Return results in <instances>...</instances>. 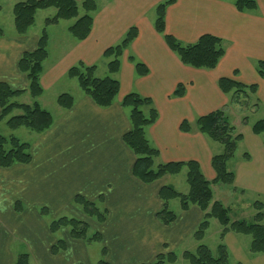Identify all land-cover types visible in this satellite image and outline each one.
<instances>
[{"label": "crops", "instance_id": "crops-1", "mask_svg": "<svg viewBox=\"0 0 264 264\" xmlns=\"http://www.w3.org/2000/svg\"><path fill=\"white\" fill-rule=\"evenodd\" d=\"M94 1L97 9L88 37L79 42L71 36H61L62 47L45 65L50 59L51 45L59 38L53 31L56 25L47 28L48 58L40 76L42 96L60 84L67 70L78 62L96 65L97 71L102 64L106 75L104 50L119 43L129 28L136 27L138 35L124 51L120 71L115 76L120 83L119 93L105 109L96 106L82 91L72 94L73 107L67 111L59 108L56 115L50 112L51 127L36 134L30 143L31 162L0 168V264L13 263L14 240L24 244L36 257L37 264H91L86 245L70 239L65 229L58 237L65 240L66 250L55 256L50 254L57 237L49 232L38 207L47 208L53 219L66 213L100 233L109 264H147L160 253L179 250L182 255L184 251L191 252V247L193 251L196 249L198 243L184 244L203 216L196 207L181 211L179 205V210L173 209L177 219L168 226L156 218L162 207L158 191L163 185H170L182 194L188 192V186L182 191L174 186V178L179 174L149 185L132 175L135 157L122 140L130 130L128 112L120 106L122 98L132 92L150 98L158 112L156 122L146 129L147 140L159 152L155 164L196 161L208 181L215 177L211 158L221 152V147L195 128L184 133L179 126L183 121L194 125L200 116L226 110L230 124L242 134L243 140L235 157L228 162L234 183L228 189L213 185V201L229 209L232 222L244 220L248 210L254 216L255 202L264 205V144L262 137L251 130L255 122L264 120V79L255 68L257 61L264 60V0H256V10L245 13L235 9V0H177L167 7L165 33L181 44H193L205 34L223 40L225 54L212 70L183 65L154 30L155 8L162 0ZM41 31L30 28L25 36L19 37L14 32L0 38V82L16 90L26 89L27 81L18 71L17 61L23 52L35 49ZM130 57L147 67L146 76H136ZM223 77L257 85L254 96L240 99L241 103H247L248 113L242 112L239 105L230 104V98L219 90L217 81ZM179 84L185 86L184 96L172 97ZM244 118H247L245 125ZM245 153L249 160L243 159ZM228 194L234 197L230 199ZM77 195L89 201L102 197L101 206L108 211L106 221L97 224L73 206ZM244 196L248 199H242ZM15 202L24 206L21 213L14 211ZM218 226L214 237L216 248L222 230ZM209 229L210 226L201 243ZM223 243L231 264H264V254H250L249 236L229 232Z\"/></svg>", "mask_w": 264, "mask_h": 264}, {"label": "trees", "instance_id": "trees-1", "mask_svg": "<svg viewBox=\"0 0 264 264\" xmlns=\"http://www.w3.org/2000/svg\"><path fill=\"white\" fill-rule=\"evenodd\" d=\"M15 1L12 8L13 22L15 33L19 37L25 36L32 28L38 11L51 8L56 11L54 16L44 20V28L38 37L35 49L23 52L17 61V69L27 81L26 89L16 90L7 83L0 82V122L6 120L5 123L11 131L26 128L36 135L48 130L53 123L51 113L42 108L38 102L43 94L40 76L43 72V63L48 58L47 28L58 25L61 21L73 20V24L68 27V33L75 41H83L90 34L93 13L97 6L94 0H81L80 4L78 0ZM176 1L162 0L156 6L154 30L163 37L168 48L183 65L194 69H214L225 54L223 40L205 34L200 36L195 43L183 45L176 38L165 33L166 9ZM234 7L241 13L254 12L257 4L256 0H235ZM137 35V28L131 27L119 43L104 50L102 57L106 61L107 75L103 78L96 75V65H86L82 62L70 67L65 77L75 80L82 93L96 106L103 109L110 107L120 90V83L115 76L120 71L121 57ZM4 36L5 33L0 26V38ZM129 60L134 63L136 76L143 77L148 74V69L144 64L137 62L133 57H130ZM255 68L258 76L264 79V60L257 61ZM236 74L235 71L234 75ZM217 85L219 90L230 98V104L239 105L242 109L248 106L246 102L241 103L240 99L254 96L257 91V85H245L233 78H220ZM24 94L30 96L31 103L14 101L15 98ZM184 94L185 86L179 84L171 96L182 97ZM56 104L61 110H70L74 105V97L68 93L60 94L56 99ZM120 106L128 112L130 130L124 134L122 140L135 157L131 171L134 178L149 185L166 176H176L185 170L188 192L182 194L170 185H163L158 191V199L161 201L162 207L156 214L157 220L164 226L175 222L177 213L169 207V203L173 200H179L181 211L196 207L202 213V219L193 233V238L198 245L194 252L184 251L181 258L188 264H231L230 254L223 243L224 236L229 232L250 237V254H264V224L262 223L264 205L260 202L253 204L255 211L253 222L245 220L232 222L229 209L222 203L213 201V185L232 186L234 183V173L228 170V162L235 157L238 145L243 140L242 134L238 133L236 128L230 124L226 110L218 109L200 116L195 120L194 125L183 121L179 126L180 131L184 133H190L195 128L209 141L217 143L221 147V152L211 158V167L215 177L212 181H208L196 161L155 164L159 152L150 145L146 138V129L158 119V112L150 98L132 92L122 98ZM256 107L257 104L254 105V108ZM15 111L18 113L12 115ZM246 123L247 118H244L242 124ZM251 130L254 135L262 137L264 144V120L255 122L251 126ZM243 159L249 160V155L245 153ZM31 160V144L29 142H22L14 135L5 137L0 134V168L7 169L15 165H26ZM72 202L95 223L103 224L106 221L108 211L101 206L102 197L97 201H89L81 195H77ZM13 209L16 213H21L24 206L21 202H15ZM38 211L43 218L48 215L47 208L40 207ZM210 220H215L222 227L216 254H213L206 245L201 243L210 226ZM47 227L49 232L57 237L50 249V254L53 256L66 250L65 240L58 237V233L64 229L68 231L70 239L81 241L86 246L93 241L102 243L100 233L94 231L92 236H88L90 229L88 224L74 217L60 216L47 222ZM101 255L102 259L96 264H109L106 261L107 250L104 246ZM178 258L174 252L160 253L151 263L147 264H179ZM29 261L30 255L21 253L16 256L12 264H29Z\"/></svg>", "mask_w": 264, "mask_h": 264}, {"label": "rangeland", "instance_id": "rangeland-1", "mask_svg": "<svg viewBox=\"0 0 264 264\" xmlns=\"http://www.w3.org/2000/svg\"><path fill=\"white\" fill-rule=\"evenodd\" d=\"M18 1H22V0H18ZM14 3H16L15 0H3L0 1V26L3 28V31L5 34H10V33H14V17H13V13H12V8ZM78 3H81V0L78 1ZM54 9H47V10H40L37 12L36 16H35V22L34 25L32 26L33 29H38V30H42L44 28V18L50 17L54 14ZM73 23V20L71 21H61L58 25L59 26H55V28H53L54 30V34L57 35L58 41H56V43H54L52 46V48L50 49V59L46 62L45 65H47V63H50L53 59V56L56 55L57 51L60 49L59 47H62L63 45V39L60 38L63 35H68V37H70V35L68 34L67 28L68 26H70ZM58 46V47H57ZM105 69L103 70L102 64L98 65V71L96 73V75L100 78H103L104 76L107 75H103ZM65 90V91H62ZM81 91L77 82L75 80H69L66 77H64V80L62 82H60V84H58L53 90H49L46 91L44 93V95L39 99L41 105L43 106V108L49 112L52 113V115H56V111L59 110V107L56 104V96H59L60 94H62V92H68V94L71 93L72 94H76V92ZM57 94V95H56ZM59 94V95H58ZM14 101L18 102V103H26L29 104L32 102L30 96L28 94H24L22 96H19L17 98L14 99ZM242 112L248 113V108L244 107ZM18 111H15L12 113V115L17 114ZM232 120H234L232 117H230ZM252 118V117H251ZM6 120H3L0 122V134H2L5 137H9L10 135H14L16 136L19 140H21L22 142H29L31 143L32 140L34 139L35 135L27 130L26 128H19L17 130L11 131L7 125H6ZM184 170L177 176V178H174V186L177 188L178 191H182L185 189V187L187 186L186 184V175L183 173ZM218 189H226L228 186H221L218 185ZM228 189V188H227ZM216 193L218 194V192L216 191ZM232 195L228 194V198L232 199ZM247 196L242 197V199L246 200L248 198H246ZM96 204H98V202H96ZM72 205L74 206L73 202ZM179 200H173L172 201V205L170 207L171 210L174 209L175 210H179ZM40 209V207L37 208V211ZM177 212V211H176ZM66 213H62L63 216H69L68 214L64 215ZM244 220H246L247 222H253V215H252V210H248V213L244 214ZM230 218L233 217L231 216L230 213ZM42 219H44L45 222H49L51 221L53 218L51 216V214L48 211V215L46 216V218L41 217ZM215 221V220H214ZM210 223V229L209 232L207 233L206 236V240L203 241V243H205L208 248H210V250L212 251L213 254H216V247H215V241H214V237L216 236V229L218 226L217 222H213V220L209 221ZM94 229L90 228L88 231V236H92L94 234ZM216 240V239H215ZM193 241V242H192ZM194 245H197V242L194 240L193 236L188 238L186 240V242H184V244L186 245L187 243H191ZM14 246L16 247L13 255V260L16 258L17 255L21 254V253H27L30 255V261L29 264H37V260L36 257L32 255V253L26 248L24 247V244H22L20 241L18 240H14ZM202 243V244H203ZM87 251H88V255H89V260L91 264H96L100 259H102V255H101V250L103 248L102 243L99 242H90L87 244ZM191 252H194L192 247L191 249H189ZM179 251V250H178ZM175 252L176 255L179 257L178 258V263L179 264H188V262L184 261L181 258V254L179 252Z\"/></svg>", "mask_w": 264, "mask_h": 264}]
</instances>
